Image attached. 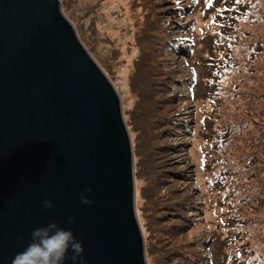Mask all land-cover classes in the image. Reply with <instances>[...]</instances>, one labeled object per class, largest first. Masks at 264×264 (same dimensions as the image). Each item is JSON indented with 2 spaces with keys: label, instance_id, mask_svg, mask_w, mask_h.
I'll list each match as a JSON object with an SVG mask.
<instances>
[{
  "label": "rangeland",
  "instance_id": "374dc122",
  "mask_svg": "<svg viewBox=\"0 0 264 264\" xmlns=\"http://www.w3.org/2000/svg\"><path fill=\"white\" fill-rule=\"evenodd\" d=\"M60 3L119 86L151 264H264V0Z\"/></svg>",
  "mask_w": 264,
  "mask_h": 264
},
{
  "label": "water",
  "instance_id": "95a60500",
  "mask_svg": "<svg viewBox=\"0 0 264 264\" xmlns=\"http://www.w3.org/2000/svg\"><path fill=\"white\" fill-rule=\"evenodd\" d=\"M74 22L60 0H0V264L50 223L82 243L83 264H151L119 86Z\"/></svg>",
  "mask_w": 264,
  "mask_h": 264
},
{
  "label": "clouds",
  "instance_id": "9594fccd",
  "mask_svg": "<svg viewBox=\"0 0 264 264\" xmlns=\"http://www.w3.org/2000/svg\"><path fill=\"white\" fill-rule=\"evenodd\" d=\"M90 193L91 189L88 188L81 194L82 205H92L93 201L87 198ZM42 205L46 210L53 207L50 200L42 201ZM73 223V219L69 217L68 224ZM83 252L82 243L75 239L70 229L50 223L32 231L31 242L14 256L12 264H65L66 259L71 260L73 264H77V261L83 264Z\"/></svg>",
  "mask_w": 264,
  "mask_h": 264
},
{
  "label": "trees",
  "instance_id": "16d2710c",
  "mask_svg": "<svg viewBox=\"0 0 264 264\" xmlns=\"http://www.w3.org/2000/svg\"><path fill=\"white\" fill-rule=\"evenodd\" d=\"M180 15V14H179ZM164 40V43H165V45H168L169 46V48L172 50L173 49V47H172V45H170L169 44V41L167 42L166 41V39H163ZM173 46H175V45H173ZM263 137V136H262ZM136 168H137V171H138V168H139V165H137V162H136ZM204 252V251H203ZM200 258H202V260H204V258H203V255L202 254H200ZM199 261V260H198ZM194 262V261H193ZM195 263V262H194ZM203 263V262H202Z\"/></svg>",
  "mask_w": 264,
  "mask_h": 264
}]
</instances>
